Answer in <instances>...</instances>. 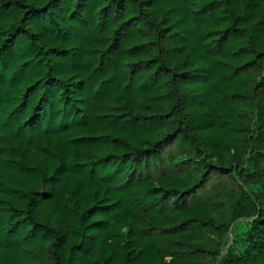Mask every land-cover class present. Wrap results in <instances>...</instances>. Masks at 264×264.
<instances>
[{"label": "trees", "instance_id": "trees-1", "mask_svg": "<svg viewBox=\"0 0 264 264\" xmlns=\"http://www.w3.org/2000/svg\"><path fill=\"white\" fill-rule=\"evenodd\" d=\"M0 264H264V0H0Z\"/></svg>", "mask_w": 264, "mask_h": 264}]
</instances>
